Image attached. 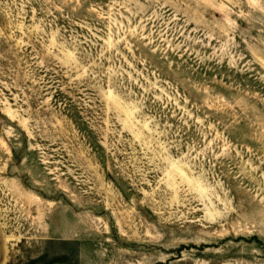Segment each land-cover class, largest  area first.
<instances>
[{
    "label": "rangeland",
    "instance_id": "1",
    "mask_svg": "<svg viewBox=\"0 0 264 264\" xmlns=\"http://www.w3.org/2000/svg\"><path fill=\"white\" fill-rule=\"evenodd\" d=\"M0 264H264V0H0Z\"/></svg>",
    "mask_w": 264,
    "mask_h": 264
}]
</instances>
